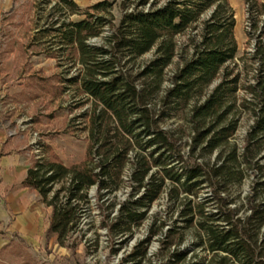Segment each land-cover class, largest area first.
Instances as JSON below:
<instances>
[{
	"label": "trees",
	"instance_id": "obj_1",
	"mask_svg": "<svg viewBox=\"0 0 264 264\" xmlns=\"http://www.w3.org/2000/svg\"><path fill=\"white\" fill-rule=\"evenodd\" d=\"M39 2L50 5L43 18L44 8H34L26 46L52 58L57 70L35 82L52 95L70 89L79 104H88L71 118L85 130L80 161L64 164L40 138L31 144L20 183L49 207L44 235L63 244L86 213L93 186L98 207L115 204L100 220L116 236L111 252L151 215L144 236L122 258L127 264L141 263L156 234H163L160 248L174 246L161 264H264V0H243L249 47L239 55L228 0H135L116 22L108 0L84 6L75 0ZM146 51L150 57L138 62ZM175 56L178 63L162 85ZM240 111L252 118L238 147L229 138ZM179 115V123H166ZM248 169L255 177L236 204L231 187ZM161 192L170 209L148 214ZM184 230L194 240L177 248ZM72 239L65 244L70 249L79 242ZM10 241L0 246V261L6 249H25L22 240L14 247ZM195 247L203 254L194 253Z\"/></svg>",
	"mask_w": 264,
	"mask_h": 264
},
{
	"label": "rangeland",
	"instance_id": "obj_2",
	"mask_svg": "<svg viewBox=\"0 0 264 264\" xmlns=\"http://www.w3.org/2000/svg\"><path fill=\"white\" fill-rule=\"evenodd\" d=\"M40 0H11V5L8 8H14L13 11H9L6 14L0 12V20L7 17L10 22H16L20 20L21 25L16 29V35L20 36L21 40L26 44V40L29 36L24 38L25 28L30 25L34 28L33 17L34 8H44L40 10L39 14H45L46 8L49 7L50 2L40 3ZM97 0H75L80 6L89 5ZM111 3L109 8L113 15V21L116 22L120 16L121 11L128 10L135 5V0H108ZM162 0H158L161 2ZM233 11L234 26L233 34L237 44L236 55H239L243 49H248L249 44L245 42L244 26H245V12L243 6V0H228ZM38 3L41 7L35 6ZM28 8L30 9V16H28ZM78 15L72 14L70 18H77ZM24 22V24H22ZM40 24V23H39ZM14 30V29H13ZM32 31V30H31ZM33 32V31H32ZM31 32V33H32ZM0 33H7L0 30ZM184 35L179 34L176 37L178 44L183 40ZM90 40L96 41L97 38L93 37ZM23 44V43H22ZM24 47H27L24 45ZM27 48L29 54L24 60V55L20 60L16 61V73L22 79V87L15 96V104L13 108H10L11 103L6 102V112L13 113L14 125L9 129V136L12 133L19 135L22 147L21 152H24L26 162L29 163L30 158L33 155L34 149L31 148L32 142L38 138L48 142L53 150L58 154L64 164L78 162L82 159L86 146L85 130L81 129V125L75 123L77 120L71 121V118L76 114L85 110L87 103L79 104L76 97L72 96L71 90L67 89L61 94L52 95L40 89L35 82L36 76H49L57 69L53 66L52 61L44 56L35 52L36 48ZM26 52V51H25ZM29 55H36L31 56ZM151 55V51L142 53L137 61L142 63L147 60ZM178 63V57L175 56L172 62L166 66L164 73V80L162 85L168 83V76L174 65ZM29 72V73H27ZM27 73V74H26ZM217 81L215 78L211 84L213 85ZM241 91H238V94ZM182 115L172 116L166 120L169 126H174L179 123ZM251 115L246 111H240L238 115L237 127L233 135L229 138V142L234 143L236 146L242 144L243 136L251 123ZM80 124V123H79ZM187 133H181V141L187 140ZM24 145V146H23ZM183 148L186 149V143H183ZM264 150V141L259 154ZM215 152L208 154L209 158H213ZM255 177V174L250 169L247 170L241 181L231 187V195L234 197L235 203L239 204L242 201L243 196L250 190L251 183ZM126 185L116 191V197H122L125 193ZM89 195V202L87 205L86 213L82 214L73 228V231L69 233L68 238H63V244H59L55 240V236L44 235V230L47 224L48 209L43 208V211L38 213L36 231L34 233V242L27 243V241L21 237L13 236L8 238L11 246H15V243H19L22 240L25 249H22L20 254H16L12 247L4 251V259L0 261L1 264H32L33 262H42L44 264H127L122 258L130 250L135 241L142 238L146 232L147 224L151 219V215H147L139 224L134 226L133 232L129 238L123 243L117 251L111 252L110 246L113 245L115 235H112L107 231L106 227L101 225V218L104 216V212L110 211L109 216L114 210L115 204L110 209H105L103 206L100 208L97 206L96 198L94 197L95 188L93 186L87 189ZM258 198V197H257ZM37 200L40 202L39 196ZM166 209H170L165 200L164 192L150 205L148 214L154 211L158 213H164ZM243 210V206L240 207ZM168 212V211H167ZM244 211H242L243 213ZM172 218L175 216V211L171 214ZM108 216V217H109ZM108 217L105 219L108 221ZM171 219H168V222ZM164 228V227H163ZM163 234H156L150 240L146 255L140 264H161L163 259L168 253V250L174 246L170 245L169 248H160L159 238ZM78 238L79 242L73 249L68 248L65 244L69 243L72 238ZM194 240V234L191 230H184L182 236L179 237L177 248H189L191 242ZM177 241V239H176ZM1 244L0 246H2ZM16 244V245H17ZM18 246V245H17ZM87 249V251H86ZM194 253L198 255L203 254V250L199 247H195ZM190 255V251L186 253V258Z\"/></svg>",
	"mask_w": 264,
	"mask_h": 264
},
{
	"label": "crops",
	"instance_id": "obj_3",
	"mask_svg": "<svg viewBox=\"0 0 264 264\" xmlns=\"http://www.w3.org/2000/svg\"><path fill=\"white\" fill-rule=\"evenodd\" d=\"M10 5L11 0H0V12L6 14L10 10L13 11L14 8H8ZM28 10L30 16V9ZM3 17L0 20V30L7 33H0V245L12 235L25 239L27 243L34 242L38 213L43 211V208L48 209L49 213V207L37 200V192L21 185L20 181L25 175L28 163L24 152L20 151V136L8 134L14 125V116L13 113L6 112L5 104L11 103L10 108L18 104L13 96L21 89L22 79L16 71V61L20 60L22 55L25 60L29 50L24 47L26 44L20 36L16 35V29L21 25L20 20L10 22L5 15ZM31 30L34 28L26 26L24 38L28 37L29 33L31 36ZM31 56L36 55H29V58ZM43 58L52 61L50 57Z\"/></svg>",
	"mask_w": 264,
	"mask_h": 264
}]
</instances>
